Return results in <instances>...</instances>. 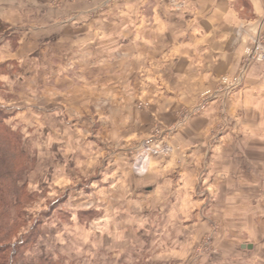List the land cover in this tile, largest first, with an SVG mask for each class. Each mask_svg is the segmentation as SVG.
<instances>
[{
	"label": "rangeland",
	"instance_id": "1",
	"mask_svg": "<svg viewBox=\"0 0 264 264\" xmlns=\"http://www.w3.org/2000/svg\"><path fill=\"white\" fill-rule=\"evenodd\" d=\"M0 15V120L30 196L13 241L33 234L14 264H254L238 245L264 230L237 218L255 202L230 161L264 108V33L194 86L156 35L176 17L188 32L187 0H0Z\"/></svg>",
	"mask_w": 264,
	"mask_h": 264
},
{
	"label": "crops",
	"instance_id": "2",
	"mask_svg": "<svg viewBox=\"0 0 264 264\" xmlns=\"http://www.w3.org/2000/svg\"><path fill=\"white\" fill-rule=\"evenodd\" d=\"M187 1L190 12L189 23L192 24L188 32L184 30L185 23H181L182 19L176 17L175 19L170 18L168 27L156 35L158 34L157 37L163 39L162 42L173 45V51L178 54L174 66L177 67V64L185 63L183 70L185 69V72L190 74L189 77H193L192 81L195 86L198 84V79L209 78L213 71H217L219 74L236 70V66L230 67L229 57L234 53L240 55L239 52L248 39L249 41L258 40L264 33V0ZM240 6L241 8L238 9ZM169 8L170 6L167 4L166 13ZM242 13L244 16L247 13V17H242ZM2 18L4 17L2 16ZM202 25L205 29L202 28ZM201 29L203 32H199ZM193 36H195V43L191 42ZM183 37L188 39V45H186L187 42L181 43ZM254 71L256 69L252 72L254 73ZM257 71L260 74L256 76L254 73L256 78H254L253 85H256V89L259 87L264 89V81L261 76V72L264 70L257 69ZM247 82L245 81V83ZM257 100L260 102L262 97ZM172 104L171 102L170 105ZM258 105L261 106L260 103ZM30 108L44 111L43 108L36 105H30ZM12 109L15 110V108ZM253 109V140L250 141L252 143L242 145L243 150L238 148V159L230 161V167L233 168V182L238 183L240 187L239 191L238 186H233L234 190H238L237 197H239V192L241 197L245 188L252 187V200L255 202L253 211L240 212L237 214V218L245 221L247 216L252 215L253 226L257 229L256 223L258 222L261 231L264 230V220L261 219L264 216V108L259 107L257 110L254 107ZM239 180L242 182L240 183ZM145 190L148 192L151 191V188ZM242 198L244 199V197ZM262 239L252 243H240L238 245L239 253L241 255L250 254L254 264L264 263V238L262 237ZM245 246L247 249H243Z\"/></svg>",
	"mask_w": 264,
	"mask_h": 264
},
{
	"label": "trees",
	"instance_id": "3",
	"mask_svg": "<svg viewBox=\"0 0 264 264\" xmlns=\"http://www.w3.org/2000/svg\"><path fill=\"white\" fill-rule=\"evenodd\" d=\"M23 162L19 137L0 120V264H14L22 259L21 250L30 246L33 237L31 231L26 238L13 241L26 223L24 210L30 200L15 180L16 173L23 170Z\"/></svg>",
	"mask_w": 264,
	"mask_h": 264
},
{
	"label": "built area",
	"instance_id": "4",
	"mask_svg": "<svg viewBox=\"0 0 264 264\" xmlns=\"http://www.w3.org/2000/svg\"><path fill=\"white\" fill-rule=\"evenodd\" d=\"M259 43H258V41L255 43V46H254V49L251 51V54H250V56H251V58L253 57V56H257V54H258V50H259Z\"/></svg>",
	"mask_w": 264,
	"mask_h": 264
}]
</instances>
